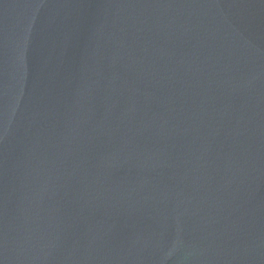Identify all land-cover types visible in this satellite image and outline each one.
<instances>
[{"label": "water", "instance_id": "water-1", "mask_svg": "<svg viewBox=\"0 0 264 264\" xmlns=\"http://www.w3.org/2000/svg\"><path fill=\"white\" fill-rule=\"evenodd\" d=\"M0 264H264V0H0Z\"/></svg>", "mask_w": 264, "mask_h": 264}]
</instances>
